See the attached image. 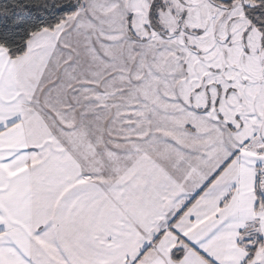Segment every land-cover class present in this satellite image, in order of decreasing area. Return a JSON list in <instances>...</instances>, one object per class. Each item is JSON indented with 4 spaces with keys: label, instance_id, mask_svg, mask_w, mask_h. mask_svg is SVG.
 Listing matches in <instances>:
<instances>
[{
    "label": "snow or ice",
    "instance_id": "obj_1",
    "mask_svg": "<svg viewBox=\"0 0 264 264\" xmlns=\"http://www.w3.org/2000/svg\"><path fill=\"white\" fill-rule=\"evenodd\" d=\"M0 264H264V0H0Z\"/></svg>",
    "mask_w": 264,
    "mask_h": 264
}]
</instances>
